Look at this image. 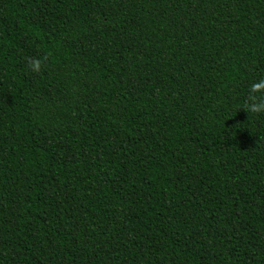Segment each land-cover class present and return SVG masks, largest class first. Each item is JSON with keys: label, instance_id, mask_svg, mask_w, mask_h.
Instances as JSON below:
<instances>
[{"label": "trees", "instance_id": "obj_1", "mask_svg": "<svg viewBox=\"0 0 264 264\" xmlns=\"http://www.w3.org/2000/svg\"><path fill=\"white\" fill-rule=\"evenodd\" d=\"M262 77L264 0H0V264H264Z\"/></svg>", "mask_w": 264, "mask_h": 264}, {"label": "clouds", "instance_id": "obj_2", "mask_svg": "<svg viewBox=\"0 0 264 264\" xmlns=\"http://www.w3.org/2000/svg\"><path fill=\"white\" fill-rule=\"evenodd\" d=\"M50 53L43 56L27 57V67L34 74H40L45 69ZM244 110L250 116H264V77L253 81L248 90V98L238 109Z\"/></svg>", "mask_w": 264, "mask_h": 264}]
</instances>
